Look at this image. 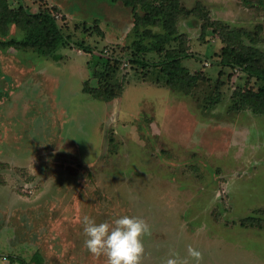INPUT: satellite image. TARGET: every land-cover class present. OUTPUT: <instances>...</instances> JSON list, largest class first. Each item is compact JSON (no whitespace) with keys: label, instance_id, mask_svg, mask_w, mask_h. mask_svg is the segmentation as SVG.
Returning a JSON list of instances; mask_svg holds the SVG:
<instances>
[{"label":"rangeland","instance_id":"374dc122","mask_svg":"<svg viewBox=\"0 0 264 264\" xmlns=\"http://www.w3.org/2000/svg\"><path fill=\"white\" fill-rule=\"evenodd\" d=\"M176 1L184 8L177 38L164 47H182L190 55L182 66L205 76L190 93L172 89L157 66L166 51L138 50L148 64L114 75L105 68L106 49L130 56V46L156 41L149 32H167L141 7L136 21L122 2L0 0L29 13L55 5L70 36L59 60L0 45V159L43 164L38 177L18 171V199L32 201L33 212L6 214L0 264H105L84 246L83 217L111 223L122 215L150 226L141 264L186 257L189 245L202 252L200 264H264V114L246 107L264 80L221 62L226 49L264 52V0ZM25 37L15 23L0 33L1 41ZM95 71L122 86L121 97L84 92ZM248 216L263 227L243 226Z\"/></svg>","mask_w":264,"mask_h":264},{"label":"trees","instance_id":"16d2710c","mask_svg":"<svg viewBox=\"0 0 264 264\" xmlns=\"http://www.w3.org/2000/svg\"><path fill=\"white\" fill-rule=\"evenodd\" d=\"M110 3L122 2L125 6L131 7L135 19H141L137 14L138 7H141L145 20L148 23L160 24L162 21L167 32L162 36L161 34H153L149 32V36L155 38L156 41H152L149 45H141L139 47H132L133 53L130 56L120 57L113 51L108 56L105 62V68L113 70L114 72L126 61L128 65H147L148 63L142 60L144 56H140L138 50L142 51H156L165 52L166 56L162 63L157 64L160 67V71L167 77V82L172 89L183 90L190 93L200 81L205 79V76L201 72L192 73L182 66L181 61L183 58H187L190 55L180 47L179 51L166 50V44L177 38V20L180 13L184 8L179 5L178 1L174 4V0H162L159 4H156L153 0H102ZM249 3V0H244ZM260 4H263L261 2ZM2 5V4H1ZM0 5V33L7 34L8 25L18 24L23 30L26 31V37L21 42L15 40L1 41L0 45H7L16 43L15 49L33 50L40 56L53 58L55 60L61 57L55 52L60 46H67L70 44V36L65 34L63 27L59 24V21L55 17V11L57 7L54 5L49 8L46 7L38 12L29 13L24 7L20 6L18 10H14L8 7L7 2L3 3V8ZM193 10H188L189 14ZM158 16L162 18L155 19ZM139 22V21H138ZM14 45V44H13ZM10 45V46H13ZM4 46V47H7ZM165 46V47H164ZM3 48V47H2ZM135 48V49H134ZM223 66H234L236 69H241L248 73L250 77H258L264 80V52L250 48L247 52H236L233 49H226L222 53ZM123 68V67H122ZM116 74V73H115ZM92 76L98 79V84L92 87L87 81L84 84V92L89 93L95 98L105 100L107 102L112 101L115 98H119L122 95L123 87L115 86L116 82L106 83L102 80L103 71L100 73L95 71ZM91 76V77H92ZM117 91H116V90ZM246 107L251 108L255 113L264 114V84L260 86L258 93H251L246 98ZM262 213V212H261ZM243 226L259 227L263 225L257 216H248L241 220Z\"/></svg>","mask_w":264,"mask_h":264},{"label":"clouds","instance_id":"9594fccd","mask_svg":"<svg viewBox=\"0 0 264 264\" xmlns=\"http://www.w3.org/2000/svg\"><path fill=\"white\" fill-rule=\"evenodd\" d=\"M83 232L87 251L95 257H105V264H141L145 252L143 241L150 235V226L138 216L122 215L111 223H97L84 216ZM202 259V252L189 245L186 257L171 252L164 264H200Z\"/></svg>","mask_w":264,"mask_h":264},{"label":"crops","instance_id":"0c3cea01","mask_svg":"<svg viewBox=\"0 0 264 264\" xmlns=\"http://www.w3.org/2000/svg\"><path fill=\"white\" fill-rule=\"evenodd\" d=\"M55 1H57V0H55ZM3 49H7V48H3ZM11 49L9 48V49H7V51L10 52ZM16 50L19 51V50H24V49H16ZM8 52H6V53L8 54ZM78 54L81 55L83 53L78 51ZM0 59H2V58H0ZM0 65H1V62H0ZM90 79H91V77H89V79L84 81V84L87 81H89ZM0 95H1V93H0ZM4 99L5 98L0 96V105L3 103ZM0 115H2V114H0ZM41 166H43V164H38V165L36 164V167H34L32 169L30 167L28 168V167H24L22 165H18L17 163H12V162L8 163L6 160L0 159V192L3 194V196L6 195V197L8 198L7 201H3V196L1 194L0 206H2L7 213L4 211V214L1 215L3 221L1 222V217H0V225L3 226V223H5L4 221L6 219V214L10 215V217L12 218V216L20 210V211H22V214L25 216L31 215V213L33 212V209H32L33 202L32 201H25L24 202L21 199L20 200L18 199V197H21V195L18 194L19 193L18 188H19V184H20L19 183L20 174L18 171L24 169L33 177L34 176L38 177L37 172L40 170ZM27 185L32 186V183L27 184ZM24 206H27L28 210L24 211V208H25ZM0 214H1V212H0ZM4 215H5V217H4ZM10 221H14V219H11Z\"/></svg>","mask_w":264,"mask_h":264},{"label":"built area","instance_id":"2783aa9c","mask_svg":"<svg viewBox=\"0 0 264 264\" xmlns=\"http://www.w3.org/2000/svg\"><path fill=\"white\" fill-rule=\"evenodd\" d=\"M55 17L59 19L60 18V15L59 14H55ZM105 54H107V55L109 54L110 55V53H109V51L107 49L105 50ZM206 64L209 65V62H207ZM122 67L123 68L128 67V63L125 61L123 63V66Z\"/></svg>","mask_w":264,"mask_h":264}]
</instances>
